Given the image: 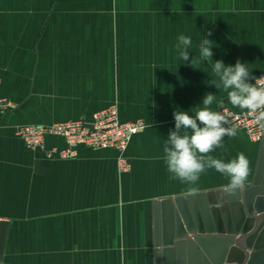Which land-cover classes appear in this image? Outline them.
Wrapping results in <instances>:
<instances>
[{
	"label": "crops",
	"instance_id": "0c3cea01",
	"mask_svg": "<svg viewBox=\"0 0 264 264\" xmlns=\"http://www.w3.org/2000/svg\"><path fill=\"white\" fill-rule=\"evenodd\" d=\"M181 34L192 39L188 61L175 51ZM202 38L213 55L191 64ZM237 60L264 74V0H0V97L17 103L0 114V220L8 221L0 264H162L154 200L229 182L214 169L196 185L169 178L163 148L173 113L195 116L207 93L213 111L245 110L208 83L219 79L216 61ZM114 102L122 120L146 123L125 150L128 170L114 148L48 156L15 133L18 124L88 119ZM223 143L210 154L228 162L243 153L249 182L259 142L238 127ZM46 145L67 143L48 135Z\"/></svg>",
	"mask_w": 264,
	"mask_h": 264
},
{
	"label": "water",
	"instance_id": "95a60500",
	"mask_svg": "<svg viewBox=\"0 0 264 264\" xmlns=\"http://www.w3.org/2000/svg\"><path fill=\"white\" fill-rule=\"evenodd\" d=\"M156 260L162 264H264V138L243 190L155 199ZM8 221L0 220V263Z\"/></svg>",
	"mask_w": 264,
	"mask_h": 264
},
{
	"label": "clouds",
	"instance_id": "9594fccd",
	"mask_svg": "<svg viewBox=\"0 0 264 264\" xmlns=\"http://www.w3.org/2000/svg\"><path fill=\"white\" fill-rule=\"evenodd\" d=\"M210 35L211 32H208ZM191 44L189 36L181 34L177 37L175 51L184 61L189 59L188 49ZM212 45V41L202 38L198 43L199 57L196 56L191 64L211 59ZM246 65L239 60L234 66H225L223 61H216L213 72L219 79H212L208 83L226 91L233 107L247 109L255 115L257 123L264 122V76H251ZM251 79H255L254 84L249 83ZM215 99L213 94H205L202 98L203 107L195 112V116L179 109L174 111L175 127L170 130L163 148V160L171 174L170 179L196 185L203 173L214 169L228 179L225 186L227 191L243 190L251 174L247 157L238 153L235 158L225 162L210 154L225 147L223 141L226 136L234 138L238 134L236 125L231 124L221 112L211 110L210 106ZM220 107H223L222 103ZM188 191L195 193L199 189L190 187Z\"/></svg>",
	"mask_w": 264,
	"mask_h": 264
},
{
	"label": "built area",
	"instance_id": "2783aa9c",
	"mask_svg": "<svg viewBox=\"0 0 264 264\" xmlns=\"http://www.w3.org/2000/svg\"><path fill=\"white\" fill-rule=\"evenodd\" d=\"M264 76L261 74L256 78ZM255 83V80H254ZM253 83V84H254ZM17 103L0 97V114L16 108ZM226 119L246 131L252 141L260 142L264 138V122L257 123L255 115L248 112L233 110L227 106L220 108ZM146 127L142 119L122 120L119 116L117 102L96 111L88 119L81 118L49 124L24 123L15 126V133L23 139L26 146L39 149L48 156L57 154L62 158L77 154V147L85 145L94 149L114 148L119 151L118 166L120 170H128L130 161L125 150L132 138ZM48 135L61 136L66 140L64 148H47Z\"/></svg>",
	"mask_w": 264,
	"mask_h": 264
},
{
	"label": "rangeland",
	"instance_id": "374dc122",
	"mask_svg": "<svg viewBox=\"0 0 264 264\" xmlns=\"http://www.w3.org/2000/svg\"><path fill=\"white\" fill-rule=\"evenodd\" d=\"M219 112V111H218Z\"/></svg>",
	"mask_w": 264,
	"mask_h": 264
}]
</instances>
